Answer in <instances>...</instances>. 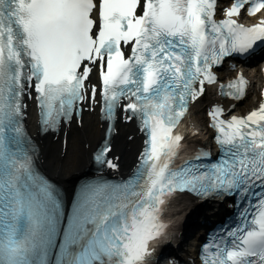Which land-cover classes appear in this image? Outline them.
<instances>
[{"label": "snow or ice", "instance_id": "1", "mask_svg": "<svg viewBox=\"0 0 264 264\" xmlns=\"http://www.w3.org/2000/svg\"><path fill=\"white\" fill-rule=\"evenodd\" d=\"M257 57L264 0H0V264H264V83L238 63ZM30 116L64 154L95 117L97 173L74 193L40 167ZM121 128L136 162L109 179ZM185 197L232 209L187 260L163 251Z\"/></svg>", "mask_w": 264, "mask_h": 264}, {"label": "bare ground", "instance_id": "2", "mask_svg": "<svg viewBox=\"0 0 264 264\" xmlns=\"http://www.w3.org/2000/svg\"><path fill=\"white\" fill-rule=\"evenodd\" d=\"M256 76L260 80H264L262 73H257ZM213 99H220L219 95L212 94L208 99L196 106L197 112L193 115L191 123L197 128H200L199 138L208 136V121L209 116L207 112L208 102ZM256 96H252V102H255ZM248 102H245L244 108L246 109ZM239 110V109H238ZM86 126L84 128H73L68 133L67 150L64 154L62 143L64 141V134L60 133L57 136H42L39 140L40 159L41 164L45 169L56 178L65 188L72 185L73 178L77 173L87 168L90 161L89 143H95L97 138L102 134L101 128L97 125L95 117L86 116ZM28 123L33 130L36 129L34 117H29ZM126 129L121 128L119 135L116 137V143L121 150L120 169L119 172L124 171L135 161V149L125 148L124 146V133ZM140 141H137V147ZM179 225H177L178 228Z\"/></svg>", "mask_w": 264, "mask_h": 264}]
</instances>
